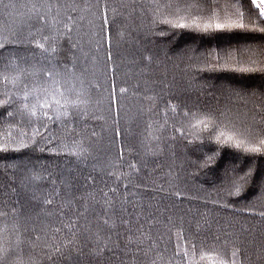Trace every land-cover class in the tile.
<instances>
[{"label": "trees", "instance_id": "obj_1", "mask_svg": "<svg viewBox=\"0 0 264 264\" xmlns=\"http://www.w3.org/2000/svg\"><path fill=\"white\" fill-rule=\"evenodd\" d=\"M262 141L251 0H0V264H264Z\"/></svg>", "mask_w": 264, "mask_h": 264}, {"label": "snow or ice", "instance_id": "obj_2", "mask_svg": "<svg viewBox=\"0 0 264 264\" xmlns=\"http://www.w3.org/2000/svg\"><path fill=\"white\" fill-rule=\"evenodd\" d=\"M253 4H256V7L259 8L260 10V15L264 16V7H262V5H264V0H259V3H257V0H252ZM241 27H243V25H240ZM224 27L223 25H217V28H221ZM123 91V90H121ZM262 143H264V141H262ZM239 146V145H237ZM252 151H259V149H252Z\"/></svg>", "mask_w": 264, "mask_h": 264}, {"label": "built area", "instance_id": "obj_3", "mask_svg": "<svg viewBox=\"0 0 264 264\" xmlns=\"http://www.w3.org/2000/svg\"><path fill=\"white\" fill-rule=\"evenodd\" d=\"M251 2H252V0H251ZM253 3V2H252ZM257 3H259V0H257ZM254 5V7L256 8V10L258 11V13L260 14V10H259V8H257L256 7V4H253ZM262 7H264V5H262ZM261 16V15H260ZM262 17V19L264 20V16H261Z\"/></svg>", "mask_w": 264, "mask_h": 264}]
</instances>
